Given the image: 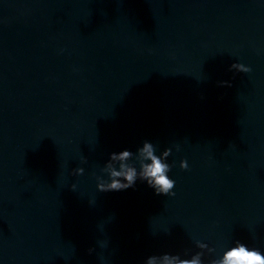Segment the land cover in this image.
<instances>
[{"label":"water","instance_id":"95a60500","mask_svg":"<svg viewBox=\"0 0 264 264\" xmlns=\"http://www.w3.org/2000/svg\"><path fill=\"white\" fill-rule=\"evenodd\" d=\"M144 139L172 149L175 194L96 190ZM235 239L264 251V0H0V264L208 260Z\"/></svg>","mask_w":264,"mask_h":264},{"label":"clouds","instance_id":"9594fccd","mask_svg":"<svg viewBox=\"0 0 264 264\" xmlns=\"http://www.w3.org/2000/svg\"><path fill=\"white\" fill-rule=\"evenodd\" d=\"M230 68L239 72H250L251 67L240 61H234ZM221 84L230 83L220 81ZM179 150V145H175ZM172 149L164 147L157 151L156 145L149 139H144L137 144L135 149L123 147L108 153V158L99 166L98 171L92 175L95 179V188L99 191L121 190L135 185L137 180L145 182L152 187L156 193L174 195L175 179L169 175L172 163L168 157ZM81 166L70 169L74 175L83 174L85 168L82 166L87 162V157H79ZM179 167L187 169V159L179 160ZM75 188V184H71ZM197 248L214 249L205 241L197 239ZM202 251L192 252L190 255H182L180 252L161 251L148 254L143 259V264H264V251L257 247L235 239L230 244L222 246L220 252L208 259H203Z\"/></svg>","mask_w":264,"mask_h":264}]
</instances>
